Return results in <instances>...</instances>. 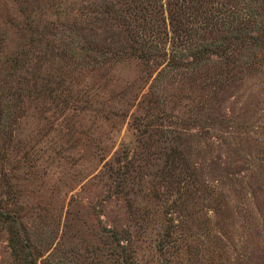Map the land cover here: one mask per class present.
<instances>
[{
    "label": "rangeland",
    "instance_id": "374dc122",
    "mask_svg": "<svg viewBox=\"0 0 264 264\" xmlns=\"http://www.w3.org/2000/svg\"><path fill=\"white\" fill-rule=\"evenodd\" d=\"M121 2L0 0V264H264L263 67L153 81Z\"/></svg>",
    "mask_w": 264,
    "mask_h": 264
},
{
    "label": "trees",
    "instance_id": "16d2710c",
    "mask_svg": "<svg viewBox=\"0 0 264 264\" xmlns=\"http://www.w3.org/2000/svg\"><path fill=\"white\" fill-rule=\"evenodd\" d=\"M121 3L122 10L102 3L98 11L101 16L112 19L111 24L123 32L120 40L115 38L118 43L108 49L109 56L113 59L111 56L118 51L133 55L147 68L144 71L149 77L157 69L153 81L162 80L158 68L161 62L170 69L183 72L190 69L189 76L213 82L233 71L264 69V59L253 56V43L264 46V33L253 28V24L260 28L263 22L252 21L253 5L249 0H123ZM249 6L251 10L246 12ZM155 13H159L158 19L165 24L172 40L171 52L161 54L158 60L157 53L151 52L152 47L157 49L151 42L158 40L159 33ZM94 50L97 57L103 53L101 48ZM112 66L113 63L109 65ZM212 85L215 84L209 86ZM120 245L123 249V244Z\"/></svg>",
    "mask_w": 264,
    "mask_h": 264
}]
</instances>
